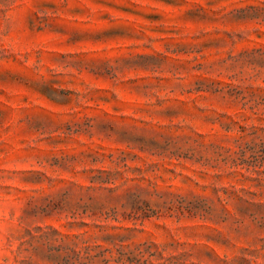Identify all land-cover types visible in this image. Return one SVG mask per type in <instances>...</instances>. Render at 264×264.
Instances as JSON below:
<instances>
[{
    "label": "rangeland",
    "instance_id": "374dc122",
    "mask_svg": "<svg viewBox=\"0 0 264 264\" xmlns=\"http://www.w3.org/2000/svg\"><path fill=\"white\" fill-rule=\"evenodd\" d=\"M0 264H264V0H0Z\"/></svg>",
    "mask_w": 264,
    "mask_h": 264
}]
</instances>
